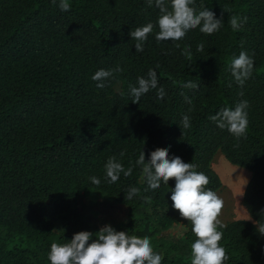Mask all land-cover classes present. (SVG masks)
Segmentation results:
<instances>
[{
	"label": "trees",
	"instance_id": "1",
	"mask_svg": "<svg viewBox=\"0 0 264 264\" xmlns=\"http://www.w3.org/2000/svg\"><path fill=\"white\" fill-rule=\"evenodd\" d=\"M59 2L0 0V264H51L52 243H66L80 231L95 239L102 226L81 204L89 195L124 204L127 218L111 226L148 237L161 264H191L197 237L172 207L175 180L148 189L135 164L141 151L147 162L156 148L196 165L209 178L206 189L216 193L223 185L212 165L219 150L251 171L244 203L253 220L223 223L219 243L229 257L225 264H264V236L254 223H264V0H195L197 11L203 5L222 17L220 29L206 35L196 28L179 41L159 42L154 2L68 0L69 11ZM233 15L248 18L238 30L229 24ZM149 22L153 31L137 52L129 33ZM241 51L254 59L243 87L230 70ZM100 69L113 70L103 89L92 80ZM149 69L166 95L158 100L151 89L133 103L129 85L138 86ZM188 81L198 89L181 87ZM242 100L249 105L248 127L237 139L209 117ZM184 115L188 129L180 127ZM112 156L133 169L115 183L104 167ZM131 187L139 194L125 199ZM178 224L181 240L162 235Z\"/></svg>",
	"mask_w": 264,
	"mask_h": 264
},
{
	"label": "clouds",
	"instance_id": "2",
	"mask_svg": "<svg viewBox=\"0 0 264 264\" xmlns=\"http://www.w3.org/2000/svg\"><path fill=\"white\" fill-rule=\"evenodd\" d=\"M56 0H53L55 3ZM159 9L157 25L159 31L156 40L179 41L183 39L190 30L199 28L200 32L211 35L222 26L223 19H217L215 13L201 5V10L193 6L195 0H147L148 5ZM59 8L69 11L71 5L68 0H60ZM246 16L233 15L229 18V24L233 30H238L247 22ZM154 25L149 22L146 25L136 27L129 35L136 43L137 52L143 51L144 41L152 33ZM204 45H198V51H203ZM187 54V53H186ZM254 68V59L249 57L245 51L234 56L230 62L231 74L237 84L243 87L245 81L250 77ZM115 72L122 69L117 67ZM113 76V70L100 69L92 76L93 81H98L96 87L103 89L105 80ZM137 85H129L130 95L133 103H139L142 96L151 89H157V99L163 100L166 92L163 87L158 86L157 72L149 69L147 78L138 77ZM183 88L198 89L199 85L188 81L181 85ZM183 95V93H181ZM243 95V92L240 93ZM185 100L191 105V98L185 96ZM246 100L236 103L234 109L224 107L215 115L209 117L220 129H227L237 139L246 134L248 127ZM191 111V108L189 109ZM181 129L191 127L190 117L184 115L180 122ZM123 152L120 153L122 157ZM142 169V174L148 185V189H158L161 182L168 185L170 179L175 180V187L171 191L172 207L177 210L181 217L190 221L192 232L197 239L191 244V264H225L229 259L226 249L220 246L223 232L218 228H224L219 219L223 207V200L211 189H206L209 178L196 170V165L185 163L179 156L169 159L168 149L156 148L149 154L146 162L145 153L141 151L135 161ZM106 178L109 183H115L120 174L130 176L132 167L126 170L117 161L115 156L108 159L105 164ZM95 185L101 183L97 177H90ZM148 189H145L147 191ZM136 187L129 188L125 199L132 200L139 194ZM257 231L264 236V223L254 221ZM91 241V242H89ZM51 264H161L162 255L153 251L148 237L129 235L125 231H117L111 225L103 226L93 239V233L80 231L75 233L70 241L66 243H52L48 253Z\"/></svg>",
	"mask_w": 264,
	"mask_h": 264
},
{
	"label": "rangeland",
	"instance_id": "3",
	"mask_svg": "<svg viewBox=\"0 0 264 264\" xmlns=\"http://www.w3.org/2000/svg\"><path fill=\"white\" fill-rule=\"evenodd\" d=\"M212 165L223 182L222 187L217 191V195L223 200L218 219L224 224L236 219L253 220L244 203V192L251 178V171L230 162L221 150L215 154ZM93 197V195L85 196L81 204L88 215L97 216L102 227L118 224L127 218V208L124 204L115 203L112 199H104L102 196L95 201ZM60 229L61 224L57 223L56 231ZM183 233V225L178 224L164 231L162 235L168 240H181Z\"/></svg>",
	"mask_w": 264,
	"mask_h": 264
}]
</instances>
